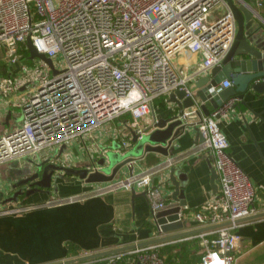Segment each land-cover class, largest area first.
I'll use <instances>...</instances> for the list:
<instances>
[{
    "label": "built area",
    "instance_id": "1",
    "mask_svg": "<svg viewBox=\"0 0 264 264\" xmlns=\"http://www.w3.org/2000/svg\"><path fill=\"white\" fill-rule=\"evenodd\" d=\"M252 2L262 6V0ZM224 5L223 0H0V51L6 67L0 70V102L20 109L23 118L0 136V165L83 141L123 115L135 121L147 117L154 100L185 87L173 66L174 56L200 54V73L219 65L229 52L236 22ZM28 40L53 60L54 69L30 58ZM57 59L62 60L61 68ZM229 87V81L222 82V89ZM219 113L198 123L203 142L186 155L209 152L220 189L198 211L184 207L178 215L201 228L218 226L198 235L203 249L200 264H235L234 252L241 242L236 230L241 220L255 213L254 187L227 153L228 141L216 122ZM174 162L95 184L90 192L68 201L137 188L147 197L160 234L155 215L166 204L152 178ZM104 168L96 165L90 171ZM161 245L128 252L130 262L169 264L157 252ZM89 255L78 253L76 259ZM123 256L73 264H117Z\"/></svg>",
    "mask_w": 264,
    "mask_h": 264
},
{
    "label": "crops",
    "instance_id": "2",
    "mask_svg": "<svg viewBox=\"0 0 264 264\" xmlns=\"http://www.w3.org/2000/svg\"><path fill=\"white\" fill-rule=\"evenodd\" d=\"M234 1L251 9L257 15L258 24L264 28V0L260 7L252 0H243L245 4L241 0ZM224 6L220 11L225 9ZM235 40H242L237 24ZM201 62L200 54L181 52L174 56L173 66L185 87L193 88L189 85L190 80L199 73ZM168 99L166 96L154 100L148 116L143 119L135 121L129 115H123L97 128L90 138L45 150L32 156L31 162L19 159L1 164L0 194L3 198L0 202L17 191L13 189L17 181L37 172L36 164L56 158L62 150L58 160L60 165L81 168L76 165L82 163V168L90 166L91 169L104 160V172H110L127 158L137 159L131 166L132 175L156 169L173 160L172 166L153 176L152 184L162 192L165 204H171L174 186L170 177L172 172H176L178 176L174 179L183 188L186 207L191 212L198 211L212 202L216 195L211 187L214 166L210 153L186 155L198 143L197 127L186 129L174 141L167 158L156 153L144 154L145 138L158 131L153 128L155 121L165 118L166 109L172 107L167 103ZM6 103L4 100L0 102V136L5 129L13 127L15 116H22L20 109L11 108ZM231 105L233 107L222 109L216 116V122L228 141V155L247 175L255 190V213L241 220L236 230L241 242L234 252L235 264H264V92L248 89L242 100H232ZM123 143L127 144L126 148H122ZM180 155L185 156L176 161ZM61 176L53 179L52 189L28 198L24 196L18 203L0 204V264L67 262L76 259L78 253L136 249L160 237L151 218L149 201L142 190H118L103 197L69 202L71 197L93 190L95 184H86L72 176ZM129 176V169L124 167L116 180ZM187 221V230L202 229L193 219ZM200 234L163 244L158 249L199 240ZM71 250L76 252L71 254ZM130 251L133 249L121 253L123 260L117 264H134L130 262L133 259L128 254ZM171 264L180 263L174 260Z\"/></svg>",
    "mask_w": 264,
    "mask_h": 264
},
{
    "label": "water",
    "instance_id": "3",
    "mask_svg": "<svg viewBox=\"0 0 264 264\" xmlns=\"http://www.w3.org/2000/svg\"><path fill=\"white\" fill-rule=\"evenodd\" d=\"M238 7L239 10H233L228 0V8L234 16L242 40L234 41L231 49L219 65L197 73L190 80L189 85L193 87L192 89L187 86L168 95L167 103L172 107L166 109L165 118L155 121L153 128L158 131L153 133L152 136L145 138L144 154L156 153L167 158L172 144L186 129H195L204 117L221 112L227 106H232V100H242L248 89L258 93L264 92V28L263 25L255 23L254 19H257V15L251 9L243 5H238ZM27 47L31 59L39 58L54 69L53 60L38 53L30 40L27 41ZM54 72L56 73V71ZM224 81L231 82L229 88H221V84ZM195 131L198 130L195 129ZM201 142H203V138L199 134L198 143ZM62 152L61 150L56 158L36 164L38 171L17 181L13 186V189L17 191L11 196L5 197L0 204L6 206L18 203L24 196L28 198L35 193L52 189L53 179L61 175V177H76L86 184L92 185L110 183L116 180V177L124 167H127L129 175H132L131 166L137 161L134 158H127L115 165L110 172L90 171V166L74 168L60 165L58 160ZM104 162L102 160L98 166H104ZM171 174L170 180L174 186V191L171 195L173 203L165 205L155 215L160 237L139 245L138 248L173 243L195 234L205 233L218 228V226H215L187 230L188 221H181L178 216L181 208L186 207L183 188L174 179V176H178V174L176 172ZM211 174V187L213 194L216 195L220 189L217 181L218 175L214 169L211 170ZM1 198L3 196L0 194V200ZM132 249L134 250V248L116 249L55 264H73L75 262L102 259Z\"/></svg>",
    "mask_w": 264,
    "mask_h": 264
},
{
    "label": "trees",
    "instance_id": "4",
    "mask_svg": "<svg viewBox=\"0 0 264 264\" xmlns=\"http://www.w3.org/2000/svg\"><path fill=\"white\" fill-rule=\"evenodd\" d=\"M187 247L186 242H182L171 246H165L162 249H158L157 252L160 256L164 257L169 264L174 260H178L180 264H200L202 255L196 258V253L187 252ZM75 252L74 250L70 251L71 254Z\"/></svg>",
    "mask_w": 264,
    "mask_h": 264
},
{
    "label": "rangeland",
    "instance_id": "5",
    "mask_svg": "<svg viewBox=\"0 0 264 264\" xmlns=\"http://www.w3.org/2000/svg\"><path fill=\"white\" fill-rule=\"evenodd\" d=\"M223 1H224V3L226 5H228V0L227 1L226 0H223ZM229 1L231 3V8L233 10H235V11L236 10H239V7H238L237 3L234 0H229ZM254 20H255V23H258L257 21H259L258 19H254ZM2 58H3V54L0 51V70L5 71V61ZM55 64L59 68H61L62 65H63L62 60H59V59H57V61H56ZM22 122H23L22 116H19V115L15 116V118H13V123H14L13 124V127H16V126L20 125ZM7 131H8V129H5L3 134H5ZM19 159L20 160L23 159L25 162H31L32 161V158L30 156H26L24 158H18V159H14V160H19ZM76 166H79V167L82 168L83 167V164L82 163H77ZM105 172H109V170H107ZM186 244L188 246L187 247V252H195L196 253V258L197 257L199 258V256L202 255L203 249H202V244H201L200 240H198V239H192V240L186 242Z\"/></svg>",
    "mask_w": 264,
    "mask_h": 264
},
{
    "label": "flooded vegetation",
    "instance_id": "6",
    "mask_svg": "<svg viewBox=\"0 0 264 264\" xmlns=\"http://www.w3.org/2000/svg\"><path fill=\"white\" fill-rule=\"evenodd\" d=\"M38 171V170H37Z\"/></svg>",
    "mask_w": 264,
    "mask_h": 264
}]
</instances>
